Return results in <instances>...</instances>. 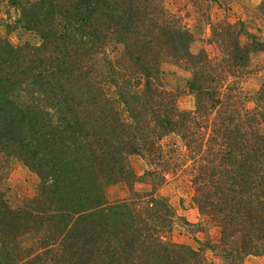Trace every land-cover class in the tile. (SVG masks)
I'll list each match as a JSON object with an SVG mask.
<instances>
[{"label":"trees","instance_id":"16d2710c","mask_svg":"<svg viewBox=\"0 0 264 264\" xmlns=\"http://www.w3.org/2000/svg\"><path fill=\"white\" fill-rule=\"evenodd\" d=\"M6 1L37 41L0 38V182L14 158L39 184L16 206L0 193V264H208L170 238L176 213L155 193L181 174L219 229L204 247L226 264L264 254V79L253 107L242 88L264 53V0L250 20L212 26L210 51L193 50L163 0ZM165 62L189 71L193 109L159 80ZM132 155L149 166L141 176ZM120 181L152 189L109 201Z\"/></svg>","mask_w":264,"mask_h":264},{"label":"rangeland","instance_id":"374dc122","mask_svg":"<svg viewBox=\"0 0 264 264\" xmlns=\"http://www.w3.org/2000/svg\"><path fill=\"white\" fill-rule=\"evenodd\" d=\"M35 1V0H30ZM260 0H225L224 3L214 1H200V4L192 0H163L164 8L179 18V21L188 27L194 35L193 50L205 46L209 51L211 46L204 40L210 36L211 27L218 26L223 21L236 22L237 20H250L254 17ZM19 12L6 0H0V38L9 40L12 44L24 41L36 42L37 38L22 28L18 22ZM189 71L182 66L165 62L161 65L159 80L162 85L177 94V104L181 109H193L194 98L188 92L187 80ZM264 79V53L252 56L247 77L242 81L243 91L246 92V106L253 107V93L259 88ZM165 143H175L182 147L177 136L169 135L164 139ZM9 168L7 176L0 182V193L11 206H16L23 199L32 198L37 191L39 177L27 166L17 159H8ZM129 162L136 176H141L149 166L137 155L129 157ZM151 185L146 182L135 181L131 186L125 181H120L107 187L106 195L109 201H115L129 197L132 191L148 192ZM156 194L167 199L176 213V218L169 231L172 240L187 243L192 247L204 248V254L208 264H226L219 252L204 247L207 240L217 243L219 229L206 217L200 214L192 202L193 188L187 174L179 176H167V182L158 186ZM22 244L29 246L34 241V235L29 234L22 238ZM244 264H264V254L250 255L244 259Z\"/></svg>","mask_w":264,"mask_h":264}]
</instances>
